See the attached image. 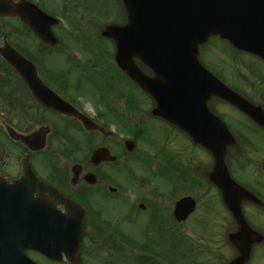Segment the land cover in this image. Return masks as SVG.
I'll use <instances>...</instances> for the list:
<instances>
[{
  "label": "flooded vegetation",
  "instance_id": "obj_1",
  "mask_svg": "<svg viewBox=\"0 0 264 264\" xmlns=\"http://www.w3.org/2000/svg\"><path fill=\"white\" fill-rule=\"evenodd\" d=\"M31 1L61 21L53 28L57 36L56 29L66 26L94 28L98 38L112 45L114 52L108 54V59L130 85L122 90L119 81L113 79L114 74L104 73L98 84L90 86L92 76L85 67L90 60L98 59L85 55L84 61L72 51L68 55L72 59L59 60L64 64L60 68L47 64L43 50L64 49L62 38L58 36L60 43L54 46L39 38L29 40L24 37L25 23L18 17L13 18L22 26L12 30V36L19 35V40L15 42L13 37L9 39L1 34L0 48L5 47L7 37L9 44L36 64L39 76L56 95L49 94L55 108L43 106L0 54V64L8 65L0 71V218L4 219L0 235H37L40 223L36 220L41 217L42 201L53 200L52 190L84 208L87 217L84 254L102 252L104 234L119 235L125 220L136 228L139 215L147 211V222L159 214L165 219V168L176 167V155L165 156V151H159L163 162L161 174L148 166L149 160L158 155L153 154L154 126L146 124V121L161 120L188 139L194 149L209 156L208 160L204 158L207 163L197 157L191 162L193 168L181 167L179 171L183 173L177 187L178 200L189 196L195 201V209L189 217L177 222L179 226H189L187 230H178L179 233L191 238L198 235L202 223L209 222L211 226V235L206 239L210 245L199 248L203 259L200 264H264V121H257L222 97L209 98V112L225 124L232 138L220 152L221 165L218 153L196 142L185 129L167 120L150 118V115L149 120L137 119L143 114L142 103L137 97L138 86L120 69L116 62V43L103 37L105 23L98 21L101 9L104 17L107 0H51L52 7L47 4L49 0ZM114 7L119 9V20L125 22L127 14L123 0H115ZM7 18L0 17V20ZM7 28L8 25L2 23L0 32ZM245 66L244 72H225L227 77L219 70L211 71L264 114V72L251 65ZM87 103L95 108L93 113ZM67 108H75L103 126L105 131L87 130ZM144 113L148 115V110L144 109ZM121 118L132 127L129 144L111 129ZM217 130V126L212 128L214 132ZM43 141L45 148L39 150L37 147ZM128 145H133L134 150L129 151ZM99 148H107L117 159L92 160V154ZM128 153L133 154L131 158ZM43 182L51 191L43 192ZM122 199H129V210L124 217ZM57 210L65 211L64 205L57 204ZM131 236L136 240L133 231ZM139 249L149 251V247ZM27 253L35 261L40 258L33 250Z\"/></svg>",
  "mask_w": 264,
  "mask_h": 264
},
{
  "label": "water",
  "instance_id": "obj_2",
  "mask_svg": "<svg viewBox=\"0 0 264 264\" xmlns=\"http://www.w3.org/2000/svg\"><path fill=\"white\" fill-rule=\"evenodd\" d=\"M129 12L127 26H111L107 35L117 42V61L121 68L146 89L157 101L158 113L189 131L197 141L213 149V143H222V138L209 131L205 138L195 129L194 120L207 125L209 115L205 101L211 95L224 97L254 118L264 121L263 116L238 98L224 84L210 74L197 60L196 51L211 35H219L239 50H244L264 59V0H124ZM1 16H20L45 42L56 43L52 25L57 20L48 16L34 4L20 0H0ZM0 52L19 72L36 99L52 108L40 89L34 65L15 51L7 42ZM143 60L155 73L154 78L145 76L133 63V57ZM190 112L193 113L190 115ZM89 130L99 129L97 124L79 116ZM203 134V133H202ZM228 142V141H227ZM45 145L42 142L37 148ZM220 145V144H218ZM133 146L130 147V150ZM216 150V148H214ZM221 150V149H220ZM220 150H216L218 153ZM108 150H97L92 160H106ZM64 203L67 212H55L47 218L43 210L40 235L31 237L44 256L53 261L79 264L80 249L85 233V212L81 206L66 198H58L50 206ZM190 197L176 203L174 216L186 220L194 210ZM51 215V212H48ZM34 247V245H32ZM0 243V264H37L23 249Z\"/></svg>",
  "mask_w": 264,
  "mask_h": 264
},
{
  "label": "rangeland",
  "instance_id": "obj_3",
  "mask_svg": "<svg viewBox=\"0 0 264 264\" xmlns=\"http://www.w3.org/2000/svg\"><path fill=\"white\" fill-rule=\"evenodd\" d=\"M105 3L106 8L104 9V17L101 14V9L100 13L97 15L98 21L100 23L117 21L120 17V13L119 9L114 7L115 0H107ZM47 4L49 7L53 6L51 0H49ZM101 18L103 19L99 20ZM96 20L97 18L95 17V21ZM2 23L8 25L6 31H12L18 26L22 27L19 25L18 20L11 18L0 20V25ZM56 32L64 42V49L55 47L53 49H48V51L45 52L43 50V54L47 58V64H52L55 68H60L64 64L59 63V60L72 59L68 56L72 51L77 54L79 59L84 61L86 60V56L90 59H98L90 60L89 64L85 67V70L92 76L89 84L90 86L98 84L104 73L105 75L114 74L115 76H113V79L119 81L122 90L125 89V86L127 87L130 85V83L120 77L117 69L111 65V62L108 59V54L114 52L112 45L110 42L98 38L95 34L94 28L91 29L84 26L74 28L66 26L65 28L56 29ZM24 37L29 40L35 39L27 34L24 35ZM13 40L18 42L19 35L14 34ZM202 52L203 59L204 54L206 55V64L212 69H215L214 71H221L223 73L222 75L226 77L227 73L225 72L233 73L232 70L236 72H244L246 70L245 65H251L264 72V62L249 55L236 56L228 43L222 39L212 38L206 45H204ZM137 97L141 101L142 104L140 106L143 109V114H141L140 117L138 116L137 119L141 122L149 120V116L144 113V109L150 108L148 98H143L144 95L140 91L137 92ZM87 107L91 113H93L95 108L90 103H87ZM233 117L235 116L233 115ZM146 124H153L154 126L152 134V140L154 143L153 154L158 155V158L149 160L148 166L153 171L161 174L163 171L162 152L165 151V156L176 155L174 157V162H177L176 167L172 169L165 168V186L166 193L168 194L167 197L165 196V219L162 214L150 219V222L153 224V231L152 236L148 238L144 235L147 228L145 227V224L148 219V211L146 214L139 215V223L136 228L135 226H132L129 221L123 222L121 233L119 236L117 235L115 241H117L118 244L120 243L119 245L122 244L125 249L122 252H115L113 249L114 247H112L113 245L109 242H105V249L103 252L93 255L87 254L88 257H85L87 264H156L152 262V260L145 263L136 260L138 256L145 255L146 253L147 255H150L151 252H145L144 250L139 249L143 243H148V240H151L152 243L149 244V247L152 246V248L150 247V249H152L151 255L156 257L163 264H185L186 262L189 264H200V256H202L200 247L208 244L206 239L211 235L210 223H202L198 235L186 238L184 235L180 234L178 230H187L189 226L187 224L181 226L176 224L178 227H175V224L168 213V207L171 209L175 200L180 197L179 191H177L178 182L183 173V171H179L180 168H193L191 162L197 157H202V161L207 163V161H204V158L208 160L209 156L202 150L194 149L188 139H186L180 132L170 129L168 125L161 120H151V123L146 121ZM127 126V120L121 118V121L117 125L111 126V129L115 130L119 139L125 140L130 135L127 132ZM159 151H162L161 154ZM176 152L181 155L179 156ZM127 155L131 158V155L133 154L128 153ZM165 161H167L166 157ZM128 195L131 196V200L134 201L135 198H133L132 194L128 193ZM128 200L122 199L121 202V214L123 217L129 210ZM132 231L136 236V240L131 236ZM157 234L159 236H157ZM209 245L210 244H208V246ZM108 246L111 248H108ZM135 247H137V249ZM131 256H135L136 259H132ZM41 262L42 264H67V262H52L45 259H42Z\"/></svg>",
  "mask_w": 264,
  "mask_h": 264
},
{
  "label": "trees",
  "instance_id": "obj_4",
  "mask_svg": "<svg viewBox=\"0 0 264 264\" xmlns=\"http://www.w3.org/2000/svg\"><path fill=\"white\" fill-rule=\"evenodd\" d=\"M154 263H156L155 261H154ZM158 263V262H157Z\"/></svg>",
  "mask_w": 264,
  "mask_h": 264
}]
</instances>
